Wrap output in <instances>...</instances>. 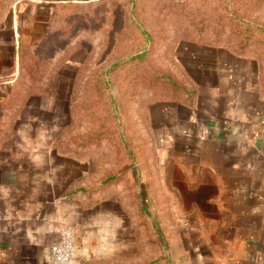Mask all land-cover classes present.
I'll use <instances>...</instances> for the list:
<instances>
[{
	"label": "rangeland",
	"instance_id": "rangeland-1",
	"mask_svg": "<svg viewBox=\"0 0 264 264\" xmlns=\"http://www.w3.org/2000/svg\"><path fill=\"white\" fill-rule=\"evenodd\" d=\"M233 57L264 95V0H0V140L53 112L84 190L127 218L116 264H181L155 117L203 105L219 58Z\"/></svg>",
	"mask_w": 264,
	"mask_h": 264
},
{
	"label": "crops",
	"instance_id": "crops-1",
	"mask_svg": "<svg viewBox=\"0 0 264 264\" xmlns=\"http://www.w3.org/2000/svg\"><path fill=\"white\" fill-rule=\"evenodd\" d=\"M219 59L203 105L173 104L155 117L161 189L178 211L169 220L179 245L172 256L264 264V95L241 74L240 58ZM39 113L46 117L28 113L0 140V264H50L64 224L76 233L70 264H116L127 218L114 200L84 190V160L63 149L59 118Z\"/></svg>",
	"mask_w": 264,
	"mask_h": 264
},
{
	"label": "built area",
	"instance_id": "built-area-1",
	"mask_svg": "<svg viewBox=\"0 0 264 264\" xmlns=\"http://www.w3.org/2000/svg\"><path fill=\"white\" fill-rule=\"evenodd\" d=\"M75 248V228L71 224L62 225L59 241L51 248L50 264H70Z\"/></svg>",
	"mask_w": 264,
	"mask_h": 264
}]
</instances>
